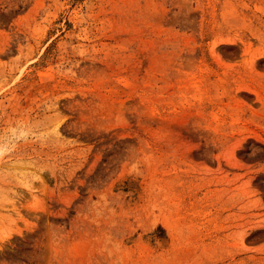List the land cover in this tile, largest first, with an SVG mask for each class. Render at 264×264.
Masks as SVG:
<instances>
[{
    "label": "rangeland",
    "instance_id": "obj_1",
    "mask_svg": "<svg viewBox=\"0 0 264 264\" xmlns=\"http://www.w3.org/2000/svg\"><path fill=\"white\" fill-rule=\"evenodd\" d=\"M0 264H264V0H0Z\"/></svg>",
    "mask_w": 264,
    "mask_h": 264
}]
</instances>
